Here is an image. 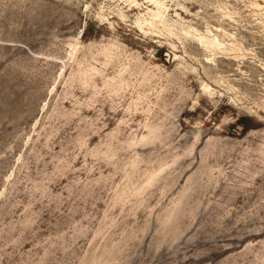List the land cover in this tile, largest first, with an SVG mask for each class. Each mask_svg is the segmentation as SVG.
<instances>
[{
    "label": "rangeland",
    "instance_id": "rangeland-1",
    "mask_svg": "<svg viewBox=\"0 0 264 264\" xmlns=\"http://www.w3.org/2000/svg\"><path fill=\"white\" fill-rule=\"evenodd\" d=\"M0 264H264V0H0Z\"/></svg>",
    "mask_w": 264,
    "mask_h": 264
}]
</instances>
